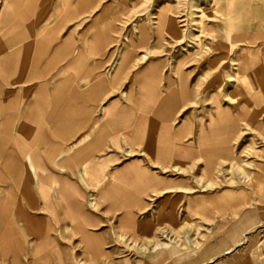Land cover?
I'll return each instance as SVG.
<instances>
[{
	"label": "rangeland",
	"instance_id": "374dc122",
	"mask_svg": "<svg viewBox=\"0 0 264 264\" xmlns=\"http://www.w3.org/2000/svg\"><path fill=\"white\" fill-rule=\"evenodd\" d=\"M56 1L42 0L41 9L52 10ZM67 3L79 7L73 14L89 5L90 20L94 17L97 23L107 19L109 28H99L97 32L112 37L114 48L121 50V59L132 58L127 63L129 90L136 75L152 68L161 75L158 87L165 93L160 98H171L167 95L168 77L172 76L178 89L180 73L184 74L182 81L193 89V94L185 100L176 97L180 99L169 127H184L187 132L182 139L175 137L176 145L184 144L196 154L212 125L225 127L217 106L226 112L239 109H229L234 103H247L257 114L255 127L247 130L241 123L230 141L233 156L217 159L210 169H204L205 162L195 165L194 159L186 164L172 160L169 164L185 172L170 170L166 176L173 183L171 188L163 191L162 186L144 195L143 203L135 206L130 219L124 218L125 210H105L102 204L92 208L87 198L82 201L87 211L77 219L72 207L78 195L56 192L73 190L67 181L48 175L41 163L33 162L37 169L33 171L0 154V175L8 177V182H0V194L7 189L18 193L16 202H0V264H239L251 253L256 264H264V0ZM3 4L4 0H0V7ZM197 6L205 8L203 15ZM58 9L64 10L59 5ZM159 13H167L170 23L155 29L158 18H151ZM134 23L146 26L143 36L135 32ZM234 39L236 42L231 44ZM257 52L260 63L256 66ZM144 53L148 57L142 60ZM257 88L262 89L261 96ZM129 92V106H134L135 91ZM144 95V105L150 112L144 114L145 130L155 129L151 132L158 136L159 132L168 133L162 131L167 126L163 115L155 114L156 95ZM137 156L140 154L129 153L128 161ZM143 157L148 158L146 153ZM150 163L145 162L161 172L158 164ZM17 180L24 182L21 188ZM208 181L212 186L204 188ZM23 189L27 192L23 193ZM43 192L48 193L47 198ZM247 215L251 217L238 228ZM185 216L187 220H183ZM255 216L261 217L257 219L258 226L242 236L255 224ZM23 222L36 228L24 227ZM165 229L175 239L172 246L152 251L149 243L170 241L162 233ZM245 236L249 238L244 240Z\"/></svg>",
	"mask_w": 264,
	"mask_h": 264
},
{
	"label": "crops",
	"instance_id": "0c3cea01",
	"mask_svg": "<svg viewBox=\"0 0 264 264\" xmlns=\"http://www.w3.org/2000/svg\"><path fill=\"white\" fill-rule=\"evenodd\" d=\"M41 2L4 0L0 7V154L33 171L37 169L32 163H41L48 175L67 181L73 190L56 192L78 195L73 216H84L87 209L82 201L87 198L92 208L102 204L105 210H125L124 218L130 219L144 195L162 186L163 191L171 188L169 172L162 165L194 159L198 166L200 149L208 144L219 150L216 161L233 156L230 141L240 130L239 109L223 112L217 106L235 122L225 123V127L212 125L196 154L184 144L176 145L175 137L182 139L187 132L184 127L171 129L168 122L179 97L190 99L193 94L182 81L184 74L180 73L178 89L172 76L168 77L171 98H160L165 93L158 87L161 75L152 68L136 75L129 90L127 63L132 58L121 59L112 37L97 32L109 28L107 19L90 20L89 5L74 16L77 4L66 12L58 9L57 1L52 10L41 9ZM80 20H84L82 25ZM129 91H135L134 106H129ZM151 92L157 99L155 114L163 115L167 123L162 131L168 133L159 132V136L151 132L155 129L144 127V114L150 112L143 98ZM237 107L234 103L229 109ZM256 115L251 111L250 121L255 122ZM229 131L233 133L223 138ZM129 153L140 156L129 162ZM145 153L148 158L143 157ZM172 160L175 164H169ZM145 162L158 164L161 172ZM0 182H8V177L0 175ZM23 183L17 180L19 188ZM43 195L47 198L48 193ZM92 196L98 198L93 205ZM17 199L18 193L10 189L0 194L1 203ZM24 226L36 228L27 222Z\"/></svg>",
	"mask_w": 264,
	"mask_h": 264
},
{
	"label": "bare ground",
	"instance_id": "6f19581e",
	"mask_svg": "<svg viewBox=\"0 0 264 264\" xmlns=\"http://www.w3.org/2000/svg\"><path fill=\"white\" fill-rule=\"evenodd\" d=\"M58 5L62 8V9H64V10H67L68 8H70V6L71 5H68V3H67V0H57V7H58ZM197 8H198V12H200L201 13V15H203L204 13H205V8H203V7H198L197 6ZM121 13H123V12H120V14ZM198 14V13H197ZM153 18H158V21L157 22H155V23H157V25L155 26V29H159L160 27H162V26H164V25H166L167 26V24H169L170 23V16H168V14L167 13H159V15L158 16H156V15H153V17L151 18V19H153ZM182 20H184V19H182ZM169 21V22H168ZM201 23H203V20L201 21ZM217 25V24H216ZM189 26V25H188ZM204 26L205 25H203L202 26V28H204ZM133 29L135 30V32H140L141 33V35L143 36V34L147 31V28H146V26L144 27V26H142V25H140V24H138V23H134L133 24ZM133 30V31H134ZM234 42H236V39H234L232 42H231V44H234ZM199 43L200 44H202L201 43V41H199ZM254 56H255V60H256V63H255V65L257 66L259 63H260V57H259V53L257 52V53H255L254 54ZM146 57H148V53H144L143 54V59H145ZM261 73H262V76H263V78H264V69L262 68L261 69ZM240 77V76H239ZM240 78H242V77H240ZM239 79V78H238ZM261 86V85H260ZM247 88V87H246ZM245 89V88H244ZM181 90L182 91H185V87L184 86H181ZM252 91V89H250V92ZM248 92V91H247ZM249 92V93H250ZM257 93H258V95H260L259 93H261L262 92V89H259V88H257V91H256ZM247 94V93H246ZM261 96V95H260ZM253 99V98H252ZM255 100V99H254ZM259 101H260V99H259ZM217 102V101H216ZM255 102H256V100H255ZM254 102V103H255ZM262 102V101H261ZM257 103V102H256ZM256 105H258L259 106V104H256ZM261 105V104H260ZM219 112V115L220 116H222L221 118H222V121L224 122V123H230V122H235V119L233 120V118H230L229 116H227V115H225V114H223V113H221V111H220V109L218 110ZM250 115H251V111H250V109L248 108V106H247V103H245V102H241L240 104H239V116H238V118H237V121H238V124H239V127L241 128V123H243L245 126H246V129L247 130H253V128L255 127V122L254 121H250ZM217 132H213L212 134H216ZM233 132H231V131H229V132H224V137L223 138H225V137H227V136H229L230 134H232ZM230 150H226L225 152L226 153H228ZM218 154H219V150L217 149V147H215L214 145H211V144H208L207 145V147L206 148H204V149H200V154H199V156H198V161L199 162H205L206 164H205V166H204V169L207 167L208 169H210V168H212V167H214V165L216 164V158H218ZM162 169H163V171L164 172H169L170 170L171 171H176L177 173H179V174H181V173H183V172H185V169H183V168H181V167H177V165H174V166H165V165H162V167H161ZM197 178V177H196ZM212 186V183L211 182H207L206 184H204L203 185V187L204 188H209V187H211ZM182 188H185L186 190H190V188H187V187H182ZM97 197L95 196H92L91 197V199H90V204H96V202H97ZM22 216H23V214H21ZM250 218L251 216H245V217H243L241 220H240V222H239V225H238V228L240 227V226H242L243 225V223L245 222V220H246V218ZM253 218H255L256 219V221H255V224L253 225V226H251L250 228H247L246 230H245V232L242 234V236L244 235V234H246L247 235V233H250V232H252L253 231V227H256V226H258V221H257V219H259V218H261V217H259V216H255V217H253ZM183 220H187V216H185L184 217V219ZM19 223V222H18ZM23 226H24V222H23ZM25 227V226H24ZM163 233V235H165L167 238H169V240L170 241H161V240H157V241H155V242H151V243H149L148 244V246H150L151 248H152V251H156L157 249H159V248H167V247H170V246H172L171 245V243L175 240L174 238H173V236H171L170 234H169V232H168V230L167 229H165V231H163L162 232ZM248 239L249 237H243V239L245 240V239ZM188 241H190V240H188ZM230 252V251H229ZM255 255L254 254H250V255H248L247 257H244V259L242 260V261H240V263L239 264H256L255 263ZM85 264H88V263H85Z\"/></svg>",
	"mask_w": 264,
	"mask_h": 264
}]
</instances>
